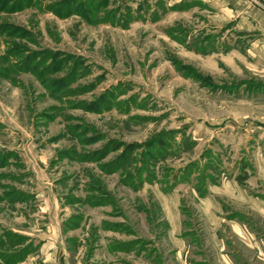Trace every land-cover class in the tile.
Here are the masks:
<instances>
[{
  "label": "rangeland",
  "instance_id": "1",
  "mask_svg": "<svg viewBox=\"0 0 264 264\" xmlns=\"http://www.w3.org/2000/svg\"><path fill=\"white\" fill-rule=\"evenodd\" d=\"M0 264H264V0H0Z\"/></svg>",
  "mask_w": 264,
  "mask_h": 264
},
{
  "label": "trees",
  "instance_id": "2",
  "mask_svg": "<svg viewBox=\"0 0 264 264\" xmlns=\"http://www.w3.org/2000/svg\"><path fill=\"white\" fill-rule=\"evenodd\" d=\"M132 148H133V146H131L129 150H132Z\"/></svg>",
  "mask_w": 264,
  "mask_h": 264
}]
</instances>
